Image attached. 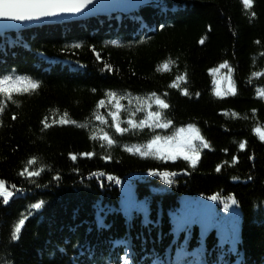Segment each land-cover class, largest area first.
<instances>
[{
    "label": "trees",
    "instance_id": "16d2710c",
    "mask_svg": "<svg viewBox=\"0 0 264 264\" xmlns=\"http://www.w3.org/2000/svg\"><path fill=\"white\" fill-rule=\"evenodd\" d=\"M158 1L126 15L0 34V76L39 82L12 100L0 95V179L9 190L16 186L8 203L0 199V264H264V141L254 131L264 125V0L250 7L244 0ZM131 31L140 32L135 45ZM225 62L235 94L217 95L212 69ZM108 90L124 106L117 121L127 132L115 131ZM151 93L169 104L151 108L172 123L131 128L128 119H145L136 107ZM188 124L208 147L186 179L185 160L161 164L128 150ZM105 133L116 142L109 146ZM171 164L179 168L171 183L146 189L171 173ZM29 171L40 174L29 178ZM181 195L197 203L177 210ZM220 213L242 219V227L199 228ZM20 219L22 231L12 239ZM240 232L244 253L223 246Z\"/></svg>",
    "mask_w": 264,
    "mask_h": 264
},
{
    "label": "snow or ice",
    "instance_id": "6c2138e0",
    "mask_svg": "<svg viewBox=\"0 0 264 264\" xmlns=\"http://www.w3.org/2000/svg\"><path fill=\"white\" fill-rule=\"evenodd\" d=\"M92 0H0V18L13 20V21H33L40 20L46 17H55L64 13H79L82 9H84L88 4H90ZM244 4L246 6H251L252 0H244ZM254 15V13H253ZM203 42V41H202ZM93 51L95 52V47H93ZM96 58L100 59V54L96 53ZM227 62L220 65L221 68L227 67ZM105 69L108 71L112 70L111 65H105ZM213 72L217 71V69L213 68ZM254 75H259V73H254ZM177 79H184V77H177ZM175 86V82H173L170 87ZM39 88V82L33 81L31 79L14 76L13 74H7L0 76V95L4 96L7 100L13 99V93H30ZM229 92L235 94V89L230 85ZM184 94L187 95V91H184ZM217 95H221L219 89L216 92ZM225 95L228 93L225 92ZM262 97H264V91L260 93ZM106 96L115 101V107L117 111H113L110 113L112 116L115 127V131L117 133H124L129 131L128 128L121 127L120 123L117 121V116L120 110L124 107L119 99H117L118 94L114 90H108L106 92ZM151 98L154 100L158 109L163 110L169 107V104L166 103L165 99H162L156 93H151ZM122 99V98H121ZM15 102V101H13ZM105 99H100L97 102V107H103L105 105ZM4 108L3 103H0V111ZM149 111L147 112V117L145 120H140L139 124H137L136 120L128 119L127 124L130 125L131 128L135 129L137 127H143L147 124L148 127H154L158 129L168 128L172 123L170 120H165L163 117L162 111L151 110V103L148 105ZM15 118V117H13ZM96 119H101L100 116H97ZM163 121V122H162ZM60 124H68L75 123V121H68L66 119H61L59 121ZM45 127H50L47 123H45ZM254 131L258 134L259 139L264 141V130L260 127L254 129ZM103 139L107 141V144L110 146L114 144L116 141L112 139L107 133L104 134ZM196 141H200L203 147H208L207 142L200 135L199 129L196 128L192 124H188L185 127H181L176 130V133L172 136H164L161 137L159 135H154L152 139H150L147 144L143 147H137L135 151L142 156H147L152 152H155L159 155L161 159H171L175 160L178 156H182L185 161H188L195 166L196 162L199 160L200 152L199 146L195 143ZM103 146V145H102ZM240 148H245V143L240 144ZM131 151L132 149H128ZM83 155L91 157L93 153H84ZM71 158L73 160L76 159L74 154H71ZM109 157H105L108 159ZM233 159H236L235 157ZM27 163L32 165L35 163V157L30 158ZM219 170V167L218 169ZM21 175L24 174V170L21 171ZM39 172H28V177L31 178L33 176L39 175ZM152 175H156L157 173L153 171ZM174 175L173 173H164L165 177ZM108 180L114 181L119 184L120 181L118 178L109 175L107 177ZM171 183L169 179L167 181ZM16 191V186L12 185V190H9L6 187V182L3 179H0V199L6 204L10 201V199L14 196ZM210 199H218L217 196H212ZM232 204H236L237 201L234 198H228ZM229 206L227 200L224 203V208L227 209ZM33 208L39 209L41 207V203H35L32 205ZM25 223L24 219H20L18 223L15 224L12 239H18L19 234L22 231V227Z\"/></svg>",
    "mask_w": 264,
    "mask_h": 264
},
{
    "label": "bare ground",
    "instance_id": "6f19581e",
    "mask_svg": "<svg viewBox=\"0 0 264 264\" xmlns=\"http://www.w3.org/2000/svg\"><path fill=\"white\" fill-rule=\"evenodd\" d=\"M123 1H130V0H123ZM185 9L186 8H183L182 10H185ZM44 23L45 24H41V25H46L48 23V21H45ZM38 26H40V25H38ZM107 32L109 33V35H112L113 37H115L116 34H117V30H115V29L113 30L112 28H109L107 30ZM6 33H12V31H10V32H1L0 34H6ZM138 34H140L139 31H135V32L134 31H131L130 39L132 41V45L133 44L135 45L137 42H139V35ZM212 73L214 74V72H212ZM212 78H213V76H212ZM213 81H214V78H213ZM214 85H215V83H214ZM222 95H224V94H222ZM151 110L154 111L153 108H151ZM145 119H146V117H145ZM137 124H139V122ZM186 126L177 127L172 132H170L169 134L168 133H165V135H163L161 137H164V136H172V135H174L176 133V130L177 129H179L181 127H186ZM139 128H141V127H139ZM260 128L262 130H264V125H262ZM162 129H165V128H162ZM197 145L199 146V150H201V148L203 146L201 145L200 141H198ZM143 146H145V145L138 144V143L131 145V147L129 148V149H132L130 151V153H135L136 155L142 156L139 153H137L135 151V149L137 147H143ZM147 156H153L155 159L161 161V164H165L167 162L168 163H172L173 162L172 164H175L177 161H179V162L184 161V159H183L182 156H179L175 160H171V159H161L159 157V155L157 153H155V152H152V153H150ZM143 157H146V156H143ZM197 163H198V161L196 162V164ZM184 164H185V167H183L184 170L182 169V171H183L182 176L185 177V179H186V178L189 177V173H191L196 168H194L192 166V164L190 162H188V161H184ZM168 170L171 173L175 174L179 170V168H175L174 165H172V166L168 167ZM169 177L170 176H168V177H161V179H157V180L150 181L146 185V186H148L146 189H158L160 186H166V182L168 181V178ZM171 177H174V175H171ZM117 178H120V177H117ZM178 179H179V177H177V182H175L173 184V186H178V184H179ZM133 186H135L136 189H137L136 184H134ZM120 198L121 199H125L127 202L130 200V198H129L128 195H122V196L119 195L117 199L119 200ZM185 199L186 198H184L183 195H181L179 197V199H178V202L175 203L174 208H176L177 210H186V209L191 208L194 204L197 203L196 198L195 199L194 198H191V199H188V200H185ZM155 206H156L157 209H162V207H163V205L160 204V203H155ZM189 221H191V223L193 222L191 219H189ZM243 223L244 222H243L242 219H235V218L230 217L229 214H227V213H220V214L211 215V216L205 218L203 221H200L199 228L203 231V230H207V229H210V228H214V227H217V226H220V225H223V224L232 225V226L241 228L242 225H243ZM223 246H228V247H237V246H239L241 248L240 252L244 253L245 251L243 250L244 249L243 248L244 247V235H243V233L242 232L236 233V234L228 237L225 240V242L223 243ZM251 261L252 260H249L248 262H245L244 264H250Z\"/></svg>",
    "mask_w": 264,
    "mask_h": 264
},
{
    "label": "water",
    "instance_id": "95a60500",
    "mask_svg": "<svg viewBox=\"0 0 264 264\" xmlns=\"http://www.w3.org/2000/svg\"><path fill=\"white\" fill-rule=\"evenodd\" d=\"M140 3V0H92V2L88 4L84 9H82L79 13H64L55 17H46L40 20L23 22L0 18V33L19 31L28 27L38 26L41 24H45V21H48L47 24H49L58 21L78 20L96 13L106 14L116 10H130L139 6Z\"/></svg>",
    "mask_w": 264,
    "mask_h": 264
},
{
    "label": "rangeland",
    "instance_id": "374dc122",
    "mask_svg": "<svg viewBox=\"0 0 264 264\" xmlns=\"http://www.w3.org/2000/svg\"><path fill=\"white\" fill-rule=\"evenodd\" d=\"M212 76L214 78L215 91L216 92L219 89L221 95L224 94L225 92L230 93L228 90H229L230 85L232 86V82H231V78H230V70L229 69L226 70L225 67L224 68L220 67L217 71L214 72V74L212 73ZM149 103H151V107L156 106L154 100L151 97L149 99L145 100L140 105L137 104L138 106L136 107V109L139 111L140 116L147 117L146 114L149 111V109H148ZM195 143L197 144L198 141H196ZM144 145H146V144H144Z\"/></svg>",
    "mask_w": 264,
    "mask_h": 264
}]
</instances>
